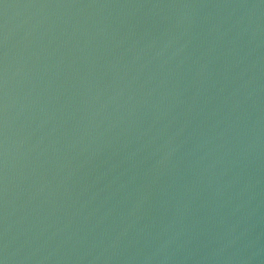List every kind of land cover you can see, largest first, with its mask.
<instances>
[{"label": "water", "instance_id": "obj_1", "mask_svg": "<svg viewBox=\"0 0 264 264\" xmlns=\"http://www.w3.org/2000/svg\"><path fill=\"white\" fill-rule=\"evenodd\" d=\"M110 0H0V139Z\"/></svg>", "mask_w": 264, "mask_h": 264}]
</instances>
